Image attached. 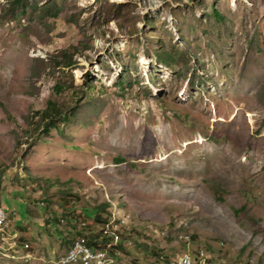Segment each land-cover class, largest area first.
I'll list each match as a JSON object with an SVG mask.
<instances>
[{
  "label": "rangeland",
  "instance_id": "1",
  "mask_svg": "<svg viewBox=\"0 0 264 264\" xmlns=\"http://www.w3.org/2000/svg\"><path fill=\"white\" fill-rule=\"evenodd\" d=\"M14 2L0 0V204L27 264H62L78 230L57 215L104 203L130 215L138 254L121 264L171 257L183 218L217 264H264V0ZM50 101L63 115L47 128Z\"/></svg>",
  "mask_w": 264,
  "mask_h": 264
},
{
  "label": "clouds",
  "instance_id": "2",
  "mask_svg": "<svg viewBox=\"0 0 264 264\" xmlns=\"http://www.w3.org/2000/svg\"><path fill=\"white\" fill-rule=\"evenodd\" d=\"M42 202L44 201L42 200ZM106 204L107 209L110 204ZM43 205H45V202ZM63 214L64 213L57 215L56 218L59 219L57 221V225L68 223V217L64 216ZM87 216L89 217L82 218V221H79L78 219L79 222L76 221V224H74L73 220L71 221L72 225L74 224L73 226L78 230V232H76L73 244L69 245V247L66 249V252L58 261L59 263H62V258L68 254L69 250L78 241L83 242L95 252H101L102 262L105 261V264L123 263V260L129 256L127 255L128 252L135 253L133 257L138 254L134 248L135 243L132 239L131 230L129 227L131 221L130 215H128L127 213L122 215L120 212L116 213L113 210H105L103 217L107 218V220L104 222H97L92 214ZM189 224L190 221L185 218L179 221L177 227L175 228L176 241L178 242L177 249L171 257L165 256L164 253H161L160 255L158 254L159 264H217L216 259L213 258L207 250H203L202 248H200V246H196V244L194 243L193 235L187 232ZM95 225L96 229H93V226ZM86 229H90V231L85 232ZM90 237L94 238L92 242L93 244L89 242ZM20 241L26 242L25 240H22L21 235ZM178 244H180V247L178 246ZM30 245L34 258L28 263L38 260L36 256L37 253L34 251L33 245ZM21 263L27 264L24 262ZM66 264L77 263L72 262ZM92 264H98V262Z\"/></svg>",
  "mask_w": 264,
  "mask_h": 264
},
{
  "label": "bare ground",
  "instance_id": "3",
  "mask_svg": "<svg viewBox=\"0 0 264 264\" xmlns=\"http://www.w3.org/2000/svg\"><path fill=\"white\" fill-rule=\"evenodd\" d=\"M42 204H44V202H42ZM2 219L5 222H0V255H4L7 259L10 260L20 259L23 260L25 263L30 262V256H28V254H31V260L34 258L33 253L31 251V245L28 242H25V247H22L20 245V235L18 232L14 231V227L12 224V216L10 215L9 211H2ZM75 244L84 243L78 241ZM85 247L91 249L86 244ZM72 262L73 261H65L64 264ZM97 262L98 264H105V261L102 262V253L95 252L93 250L92 256L89 257L88 260L85 261V263H83V258H74V263L77 264H92Z\"/></svg>",
  "mask_w": 264,
  "mask_h": 264
},
{
  "label": "trees",
  "instance_id": "4",
  "mask_svg": "<svg viewBox=\"0 0 264 264\" xmlns=\"http://www.w3.org/2000/svg\"><path fill=\"white\" fill-rule=\"evenodd\" d=\"M21 1H22V0H15V2H14V4H13V10H15L16 6H18V3L21 2ZM20 6H21V9H22V10H21V14H22V15L25 14V16H26V15L28 14L27 11H28V7H29V4L27 3V0H26V4H24V6H23L22 4H21ZM39 10L42 11L44 14H47V13L50 12L52 9H51V6H49V4H46V5L40 6V7H39ZM56 15H57V13H52V14L49 15V16H51V17H55ZM65 59H66V60H65L64 66H66V67H71V66L73 65V62H72L71 58L66 57ZM40 115H41V120H42L43 122L46 121V120H49L48 125H46V127L48 128L49 125L54 124L55 121H56L59 117H61V116L63 115V111H62V109H61V107H60L59 104L50 101L49 104H48V106H47L44 110H42V111L40 112ZM106 207H107V204L105 203V204H102V205L96 207V208L92 211V213H91L90 211H86L85 213H86V215H91V214H92L93 217L96 219L97 222H104V221L107 220V218H104V217H103V214L105 213ZM90 213H91V214H90ZM63 215L66 216V217H68L69 221H72V220H73L74 224H76V221H78V220H77V217H76L75 214H69V215H67V214H63ZM58 220H59V219L57 218V221H58ZM12 224H13V219H12ZM74 224H73V225H74ZM60 237H61V239H63V240L65 239V237H63V234L60 235ZM93 239H94L93 237H90V238H89V242H90L91 244H93V243H92V242H93ZM73 242H74L73 240H72V241L70 240V241H69V245L73 244ZM20 245H21L22 247H25L26 243L20 241Z\"/></svg>",
  "mask_w": 264,
  "mask_h": 264
},
{
  "label": "built area",
  "instance_id": "5",
  "mask_svg": "<svg viewBox=\"0 0 264 264\" xmlns=\"http://www.w3.org/2000/svg\"><path fill=\"white\" fill-rule=\"evenodd\" d=\"M2 211H7L3 205L0 204V222H5L2 219ZM30 256L31 261V254H28ZM92 256V249H88L85 247V244H74V246L69 250L68 254L62 258V263H65V261H73L74 258H83V263L88 260L89 257Z\"/></svg>",
  "mask_w": 264,
  "mask_h": 264
}]
</instances>
